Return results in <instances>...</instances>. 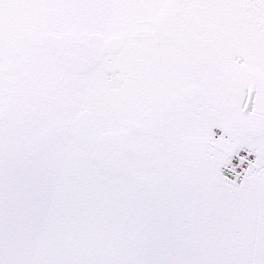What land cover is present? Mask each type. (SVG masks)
<instances>
[{
    "label": "snow or ice",
    "instance_id": "1",
    "mask_svg": "<svg viewBox=\"0 0 264 264\" xmlns=\"http://www.w3.org/2000/svg\"><path fill=\"white\" fill-rule=\"evenodd\" d=\"M0 264H264V0H0Z\"/></svg>",
    "mask_w": 264,
    "mask_h": 264
},
{
    "label": "rangeland",
    "instance_id": "2",
    "mask_svg": "<svg viewBox=\"0 0 264 264\" xmlns=\"http://www.w3.org/2000/svg\"><path fill=\"white\" fill-rule=\"evenodd\" d=\"M244 154H245V153H243V152L241 153V155H244ZM234 162H235V163H238L239 161H238V160H236V161H234Z\"/></svg>",
    "mask_w": 264,
    "mask_h": 264
}]
</instances>
